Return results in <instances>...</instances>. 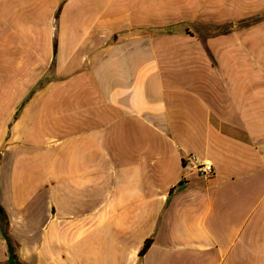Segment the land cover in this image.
I'll use <instances>...</instances> for the list:
<instances>
[{"label":"crops","instance_id":"1","mask_svg":"<svg viewBox=\"0 0 264 264\" xmlns=\"http://www.w3.org/2000/svg\"><path fill=\"white\" fill-rule=\"evenodd\" d=\"M0 207V264H264V0H0Z\"/></svg>","mask_w":264,"mask_h":264},{"label":"rangeland","instance_id":"2","mask_svg":"<svg viewBox=\"0 0 264 264\" xmlns=\"http://www.w3.org/2000/svg\"><path fill=\"white\" fill-rule=\"evenodd\" d=\"M213 13V11H212ZM243 23H249V22H243ZM214 24H218L220 25V27H222V29H219L221 30L222 32H225L228 27L230 25L233 24V22L230 21V18H224V17H221L219 15H204L202 13V21H194L193 23H191L189 25V29L191 31V33H194L195 31H197L198 33V26L201 25L202 26V30L204 31V27L207 26V25H214ZM206 30V29H205ZM217 32L218 34L219 33H222V32ZM200 32V31H199ZM205 33H199V35L202 37V35H204ZM215 33H207V35H214ZM206 35V34H205Z\"/></svg>","mask_w":264,"mask_h":264},{"label":"built area","instance_id":"3","mask_svg":"<svg viewBox=\"0 0 264 264\" xmlns=\"http://www.w3.org/2000/svg\"><path fill=\"white\" fill-rule=\"evenodd\" d=\"M189 159L193 165L194 171L197 174L204 177L213 175V166L210 160H199L194 155L189 156Z\"/></svg>","mask_w":264,"mask_h":264},{"label":"trees","instance_id":"4","mask_svg":"<svg viewBox=\"0 0 264 264\" xmlns=\"http://www.w3.org/2000/svg\"><path fill=\"white\" fill-rule=\"evenodd\" d=\"M0 220L3 222L4 224V227H3V235H4V238L6 239V241L9 243L10 239L8 237V234H7V230H6V226H7V220H6V215H5V212L4 210L0 207ZM150 246V241H147L143 250H142V253H144Z\"/></svg>","mask_w":264,"mask_h":264}]
</instances>
